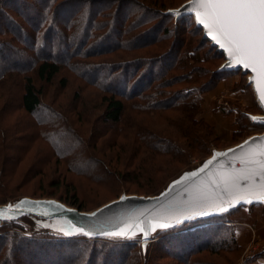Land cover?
<instances>
[{
    "label": "rangeland",
    "instance_id": "374dc122",
    "mask_svg": "<svg viewBox=\"0 0 264 264\" xmlns=\"http://www.w3.org/2000/svg\"><path fill=\"white\" fill-rule=\"evenodd\" d=\"M36 1L38 0H0V41L1 39L11 41L13 45L21 48V50L31 56L32 59L36 55L29 50L28 42L32 40V38L29 39L28 36H33L37 31L33 25L31 26L29 23L36 22V17L37 20L39 19L34 10H32L36 7ZM188 1L189 0H173L172 3L175 9H172L171 13L176 17L174 12ZM77 7L78 6L73 10V13H67L66 11L60 13L58 18H54L53 14L52 16L49 14V17L45 19L47 21L44 23L45 26L41 31L56 30V32H58L64 25L66 26V24H70L72 27V19L73 21L77 18L83 19L85 16L86 9L83 7L80 13H76ZM129 10V8H125L124 11L122 10L119 15L120 19L124 17ZM138 12L139 9L135 10L136 14L132 16V19L143 17V14ZM72 14L74 17L71 19ZM130 14L131 13H129V15ZM146 21L144 26L138 28L136 31H131L130 29L128 31L129 37L141 36L147 31L146 36L140 37L139 40L145 41L147 39L148 41V39L153 37L158 38L155 45H153V43L143 46L134 45V48H129L127 50L122 48L113 49L98 55H94L91 47L88 46L86 48V53H88L84 56L82 54V57L77 59L76 63H82L84 64L82 66L87 65L92 67L89 77L95 79L96 85L94 86L88 83L85 78L79 76L81 70H77L74 67H62L58 76L50 83L38 80L33 75V71H24L23 74L13 73L12 75H6L4 79L0 81V248L10 243L8 236L13 238L15 245L17 237H26L31 240L47 236V238L50 237L54 239H65L73 236L74 238L71 239L81 240L84 236L88 237L89 240L100 239L108 241L110 244H122L124 242L135 243L133 247L128 250H122L123 248L117 245L113 248L114 250L111 253L108 252L110 256L114 257L112 264L120 262L119 259H124L129 262L132 261L135 257L136 250H138L137 247H140L142 251L140 258L142 261H140L139 264H152V262H159L161 264H180L181 262L179 261L182 260L181 256H185V254L182 255L181 252L178 251V247L185 246L186 250L190 248V246L194 248L197 246L203 247L211 241L210 239L212 237L210 238V236L216 231L210 229L208 232L207 228L199 229L200 227L196 230L193 227L206 224H214L216 226V224L220 222L218 215L235 208V213L229 220L234 225V239L236 240V244L224 245L226 248L219 249V243L227 244L230 240L229 236L224 232H218L216 233L217 239L214 241V245L217 246V249L209 250L205 248L206 250L200 251L198 254L194 255L192 259H198L202 264H259L260 262L258 263V260L264 258V200L261 199L255 201L250 200L251 202H236L230 206L223 207L225 209L224 211L216 210L207 212V215L191 216L188 219H182V222L179 224L175 222L168 223L171 225L170 227L157 228L155 231L150 230L151 224L163 222L154 220L143 222L140 219H132L127 221L120 228L112 231H119L128 225H132L134 229L136 224H140L143 228L148 230L149 234L147 237L140 231H137L135 236L125 237L109 236L106 235V233L91 235L73 224L70 218L48 217L54 213L70 211L93 215L100 208L109 203L124 201L128 197L134 196L147 197L145 194L144 196L143 193L146 191L147 184H149L148 187H150V181L145 182L140 180L134 185L125 183L113 176L109 169L115 168V166H118L119 169L122 166L121 162H119L120 165H117L115 161L112 160L110 163L111 166L108 163L106 165L105 162H101V153H103L104 157L108 155L111 159L115 157H125L126 155H124L123 151L117 152L116 150V147L120 144V140L110 134L113 126L107 125V127H105L103 123L105 113V103L103 99L108 96L111 91L99 89L105 81H110L111 76L114 74L117 76L123 71L120 70L122 68L121 65H124L126 62L135 63L140 59L141 61L143 59L145 60L139 62L137 66H143L144 69H147L148 66L149 71L147 72L146 70V75L153 78L154 76L159 77L161 66L165 63L164 59L167 56H164L162 61H155L152 63V68L148 65L146 58L156 57L158 60L160 56L168 55V47L173 41L176 27L173 22L168 21L163 22V27L156 26L153 29H147L153 25H146L149 23V20ZM128 22V24H131V21ZM193 22L194 19L192 15L188 18H184L179 22L178 29L180 30L183 27L192 28L191 25H193ZM116 26L117 29L121 27L118 26V23ZM166 31H168V35L165 36L164 33ZM180 31H182V29ZM183 31L185 37L182 39H184V43L182 49L178 51L181 54L187 46L186 43L190 42L188 37L191 34L187 32V30ZM20 32H25L27 34H19ZM176 35L178 36V34ZM160 38L165 39L159 42ZM196 38L198 39L199 36H196L194 39ZM41 41L42 40H40L39 43ZM32 42L33 40L31 43ZM70 42H74V39ZM137 43L140 44V42H134L133 44ZM193 45L196 46L195 44ZM92 46L97 49L96 47H100L101 45L96 41ZM209 47L211 46L208 44L206 46L204 45L202 51H199V55H202L204 60L208 58L207 49ZM210 53L213 54L214 52L210 51ZM171 57H173V54ZM216 57L217 59H212L209 63L198 62L197 64L200 67L199 69L204 70L205 75L200 74L201 76L197 77H202L200 81H203V85L200 89L203 90V93L200 95L201 106L196 119H198L199 122L202 121L213 131L209 136V140H213L214 144L211 145V152L209 150L206 155H192L188 163L177 171V173L179 171L182 172H179V175L176 173L178 176L168 187L188 179L185 178L187 174L199 172V169L208 161L213 160L216 154L227 153L243 144L248 139L264 133V125L261 126L251 123V120H258L264 123V111L258 104L251 86L247 83L248 74H242L240 70H235V72H231L221 77V79H217V77L215 79H212V77L208 79V76H210V74L212 75V73L225 62L224 56H222V59L218 58V56ZM186 61L188 67H191L193 61H189L188 58ZM190 62L191 64H189ZM111 65L115 66L113 69L115 70L114 73L108 69ZM165 65L162 68H164ZM3 66L4 64L0 62V68ZM126 66H129L132 70V68L135 69L134 66H136V64H126ZM188 67L183 68L182 72L188 74L190 71ZM140 72L137 75L136 72H134L133 76H138ZM176 72L179 75L185 74L181 73V70ZM196 75L197 74L192 76L196 77ZM25 77H33V83L37 89L41 91V106L34 114L24 112L20 103L24 84L22 79ZM133 80L131 81L132 84L134 83ZM62 81L64 82L62 83ZM206 81L208 83H205ZM192 82V80L188 82L186 79H182L181 81L170 84V86H167L168 90L166 91L168 92L164 93L163 98H167L165 94L171 95L172 97V95L176 94L180 89L189 87V84H192ZM131 83L129 85H131ZM164 86L166 85H159L160 88ZM118 96L122 97L123 95H117V97ZM123 98L124 97L121 99L124 100ZM128 103L130 104V102ZM141 103L143 104V102ZM127 113L128 118L136 119V123H144L148 128H155L159 132L169 131L166 136L173 137L178 143L181 141L179 139L180 135L174 132L170 125V129L165 126L172 117H175L172 112L167 114V116L159 118L152 117L151 114L148 116L140 115L141 113L138 114L133 108ZM175 119L178 120V118ZM38 120H44V125H41V127L36 125ZM45 124H47L48 127L51 125L55 131L57 128L60 130L65 129V131H72L73 134H76L80 143L79 145H69V151L80 155L79 162L81 163L72 162L69 165V163L63 161V159H57L49 141L46 138H41V135L39 136L40 132L44 134V131H46L44 130ZM48 127H46V129ZM133 132L132 129L130 133ZM54 133L58 136V138H55L54 144L61 147V133L59 131ZM145 133L153 136V138L159 139L150 131H145ZM98 134L101 136L95 140L94 137ZM157 135H159V133ZM82 145H85L87 150H84V152L86 153H82L83 151L81 152V149H79ZM180 152H183L182 148H180ZM89 155L92 156L90 157ZM87 157L93 158L96 161H90ZM157 159H159V157ZM161 159L162 160H159L160 164L158 166L165 172L169 173V171L176 170L179 167L171 157H168V163H166L163 158ZM82 163H84V167L81 166ZM96 168L99 170H96ZM159 176L160 174L157 176V179ZM166 189L164 191H166ZM67 190L75 193L76 200L83 209L79 210L67 203ZM237 206L239 207L236 208ZM214 225L213 227L216 228ZM73 229H79L80 231H73ZM187 229H193L192 233L187 235L179 233ZM65 232H69L70 234L65 235ZM165 236H168V239H164L165 242H163V240L161 244L166 248L163 252L157 251L158 248L156 249V245H154L155 241ZM205 237L206 241L203 240ZM195 239L198 243L197 245L195 244ZM208 239L209 241H207ZM49 246L52 247L54 245ZM25 247V250L29 249L33 251L30 252V254L37 251L36 247L33 245H31V247ZM51 247H45V249L41 250L44 254L48 252L47 256L37 253L38 255L36 256H41V258L32 259V263L30 262V264H70L78 260L76 259L77 256H75L76 252L81 254V250L77 248L73 255H66L64 261H59V258L52 255V250L56 251V248ZM72 248L75 249L74 246ZM88 248L89 247H87L84 252H88ZM7 249L5 247V249L0 252L1 255L6 252L8 254L11 250V262L15 264H29L19 262L16 257V260H14L13 247L8 249V251ZM94 249L97 250L98 245H95ZM118 249L121 250L120 253L115 252L118 251ZM166 249H170V251ZM145 251H150L151 253L144 257L145 255L143 256V252ZM213 251L217 254H212ZM154 254L157 256L155 259ZM2 257H4V255H2ZM61 257H63L62 254ZM66 257H68V261H65ZM105 257L106 256H103V258ZM100 261L96 263L99 264ZM78 264H85V262L81 260ZM92 264H94V262Z\"/></svg>",
    "mask_w": 264,
    "mask_h": 264
},
{
    "label": "trees",
    "instance_id": "16d2710c",
    "mask_svg": "<svg viewBox=\"0 0 264 264\" xmlns=\"http://www.w3.org/2000/svg\"><path fill=\"white\" fill-rule=\"evenodd\" d=\"M172 1L173 0H38L36 1V7H34L32 10H34L36 16H38L39 19L37 20L36 17V22H29L30 25H33L37 31L33 34V36H28L29 39L32 38L33 40L32 43V40H29L28 42L30 48L29 50L36 56L32 59L31 56L23 52L21 48L13 45L9 40L1 39L0 41V62L4 64V66L0 68V81L3 80L6 75H12L13 73L23 74L24 71H33V75L38 80L50 83L58 76L62 67H74L77 70H81L79 76L85 78L88 83L94 86L96 85L95 79H91L89 77L91 72L90 69H92V67L87 65L82 66L84 64L76 63L77 59L82 57V54L84 56L88 53H86V48L88 46L91 47L94 55H98L113 49L116 50L122 48L127 50L129 48H134V45L143 46L152 43L155 45L158 41V38L153 37L148 39V41L147 39L145 41L139 40L140 37L146 36L147 31H145L143 35H138L133 38L132 36L129 37L128 31L130 29L131 31H136L138 28L144 26V24L147 22L146 20H149V23L146 25H153L152 27L147 26V29H153L156 26L163 27V22L168 21L175 24L176 33H174L173 41L168 47V55H162L158 60L156 57L146 58L148 65H150V68H152V63L155 61H162L164 56H167L164 59L165 63L161 66L159 77L154 76L153 78L149 75H146V70L147 72L149 71L148 66L147 69H144L143 66H137L139 62L145 60L143 59L141 61L140 59L135 63L126 62L124 65H121L122 68L120 70L123 71L121 73L118 72L119 74L117 76L115 74L111 76L110 81H105V83L101 85L102 88H99L101 90L103 89V91H111L110 94L103 99L105 103L103 123L105 127H107V125L113 126L112 128L114 130L111 129L110 134L116 139L120 140V144L116 147V150L117 152L123 151L124 155H126L125 157H115L111 159L108 155H105L104 157L103 153H101V162H105L106 165L107 163L110 165L112 160L115 161V164L117 165H120L119 162H121L122 166L119 169L118 166L109 169L111 170L113 176L117 177L120 181H124L125 183L134 185L140 180L145 182L150 181V187H148L149 184H147L146 191L143 193V195L145 194L147 197L160 195L182 172L179 171L180 173H177V171L181 169L182 166L188 163L192 155H206V153H208L212 147L211 145L214 144L213 140H209V136L213 131L210 130L208 126L202 121L199 122L198 119H196L201 106L200 95L203 93V90L200 89V87L203 85V81H200L202 77H197H200V74L205 75L204 70L199 69L200 67L197 64L198 62L209 63L210 60L217 59L216 56L222 59L223 54L218 52L216 48L212 46L206 38L203 37V34H201V28H199L195 22H193V25H191L192 28L183 27L181 28L182 31H180L181 29H178L179 22L191 15L183 14L175 17L171 13L172 9H175ZM76 6H78L76 13H80L81 10H83L81 8L83 7L86 9V12L83 19L77 18L74 21L72 19L74 17L72 14V27L70 24H66V26L64 25L58 32H56V30H48L45 32L41 31V29L45 26L44 23L47 21L45 19L46 17H49V14L51 16L53 14L54 18H58V15L64 11L67 13H73V10L76 8ZM125 8H129L130 10L124 17L120 19L119 15L121 14L122 10L124 11ZM138 9V13L143 14V17L132 19V16L136 14L135 10ZM129 13L131 14L129 15ZM128 21H131V24H128ZM117 23L118 26H121L122 28L120 27L117 29ZM183 30H187V32H190L191 34L188 37L190 42L186 43L187 46L181 54L178 51L182 49V45L184 43V39H182L185 37L183 35ZM19 34L27 33L20 32ZM164 34L165 36L168 35V31H166ZM176 34H178V36ZM196 36H199V38L194 39ZM72 39H74V42H70ZM163 39L165 38H160L159 42L163 41ZM40 40L42 41L39 43ZM96 41H98V43L101 45L100 47H96L97 49L92 46L96 43ZM134 42H140V44H133ZM207 44L211 47L207 49L208 58L204 60L202 55H199V51H202L204 45L206 46ZM210 51L214 53L212 54ZM172 54L173 57H171ZM187 58L189 61H193V64L195 65L192 64L191 67H188V60L186 61ZM126 64H136V66H134L135 69L132 68L131 70L129 66H126ZM189 64H191V62ZM164 65L165 67L162 68ZM114 67V65H111L110 68L108 67V69L114 73ZM186 67L190 68L188 74L182 72V69ZM179 70H181V73L185 74L179 75L176 72ZM134 72H136V75L139 72L140 74L138 76H133ZM231 72H235V70H224L221 69L220 66L212 73V75L210 74V76H208V79H211V77L212 79H215L216 77L217 79H221V77H224ZM195 74H197L196 77L192 76ZM32 78L25 77L22 79L24 84L20 103L23 111L28 114H34L41 106V91L37 89ZM182 79H186L188 82L192 80L193 82L192 84H189V87L182 88L177 91V93L172 95V97L171 95L165 94L167 98H163L164 93L168 92L166 91L168 90L167 86H170V84H173L174 82L181 81ZM132 80L134 81L133 84L131 83ZM63 82L64 81H62V83ZM130 83L131 85H129ZM205 83L208 82L206 81ZM158 84L166 86L160 88ZM117 95H123L122 97H124V100H122V97L120 96H118V98ZM126 101L130 102V104ZM141 102H143V104ZM131 108L138 112V114L141 113L140 115L148 116L151 114L152 117L156 118L167 116V114L172 112L175 117H172L165 126L166 128L170 129V125L172 130L180 135L179 139L181 141L178 143L173 137L166 136L168 135L167 133L169 131L159 132L155 128V130L153 128H148L144 123H136L135 118H128L127 112ZM175 118H178V120ZM251 123L261 126L264 125V123H261L258 120H251ZM36 125L41 127V125H44V120H38ZM46 127H48L47 124H45L44 129L46 131H44V134H41L40 132L39 136L41 135V138H46L49 141L53 148L54 154L57 156V159H63V161H66L69 163V165L72 162L81 163L79 162L80 155L71 153L72 151H69V145H79L80 143V140H78L76 134H73L72 131H65V129L60 130L57 128L55 131L51 125L47 129ZM132 129L134 132L130 133ZM57 131L61 133V147H58L54 144L55 138H58L54 132ZM145 131H150L159 139L153 138V136L145 133ZM158 133L159 135H157ZM100 136L101 135L99 134L96 135L94 137L95 140L100 138ZM180 148H182L183 152H180ZM79 149H81V152L83 151L82 153H86L84 152V150H87L85 145H82ZM89 156L91 157L92 155ZM90 157H87L90 161H96ZM158 157L159 159H157ZM168 157H171L176 162V165L179 166H177L178 168L176 170L169 171V173L163 171L158 166L160 164L159 160H162L161 158H163V160L168 163ZM83 164L84 163H82L81 166H83ZM97 169L98 168H96V170ZM159 174L160 176L157 179ZM67 193V203L79 210L83 209V207L78 204L75 193H72V191L69 190H67ZM238 207L239 206L236 208ZM234 213L235 208L218 215L220 222L217 223L216 226L214 224H206L203 226L200 225L193 227L196 230L200 227L199 229L207 228L208 232L210 229L216 231L210 236V238L212 237L211 239L209 238L211 241L203 247L197 246L194 248L193 246H190V248L187 250L185 246L178 247V251H180L182 255L185 254V256H181L182 260L179 261L181 262L180 264H202L198 259H192V257L198 254L200 251L206 250L205 248H208L209 250L217 249V246L214 245V241L217 239L216 233L218 232H224L229 236L230 240V242H227V244L219 243V249L226 248L224 245L236 244V240L234 239V225L229 220ZM213 225L216 228H214ZM192 231L193 229H187L179 233L187 235L192 233ZM168 236L162 237L155 241L154 245H156V249L158 248L157 251L163 252V250L166 248L163 247V244L161 243L164 239H168ZM47 237L38 239L34 238L31 240L27 239L26 237H17L15 245L13 238L8 236L10 243L1 247L0 251L2 252L5 247L6 249H11L13 247L14 260L17 258L21 263L30 264V262L32 263V259L41 258V256H36L38 255L37 253L47 256L48 252L44 254L41 250L45 249V247H51L49 245H54L51 248H56V251L52 250V255L59 258V261H64V257L66 255H73L75 250L79 248L78 250H81V254L78 252L75 253V256H77L76 259L78 260L73 261V263L70 264H78V262L81 260L84 261L85 264H92L93 262L95 264L100 260L101 261L99 264H112L114 257L110 256L108 252L111 253L114 250L113 248H115L117 245H120L121 248H123L122 250H128L135 244L132 242L110 244V242L105 240H89L88 237L84 236L81 238V240L71 239L74 238L73 236L70 238L67 237L65 239H54ZM209 239L207 241H209ZM203 240L206 241V237ZM194 241L197 245L198 243L196 239ZM163 242H165V240ZM31 245L35 246L37 250L33 254H30V252L33 251L24 249L26 248L25 246L31 247ZM95 245H98L97 250L94 249ZM73 246L75 249L72 248ZM87 247H89L88 252H84ZM137 249L138 250H136L135 257L132 261L129 262L124 259H119L120 262L115 264H139L140 261H142V259L140 260L142 251L140 247H137ZM166 250L170 251V249ZM150 251L143 252V256L145 255L144 257H146L147 254L149 255V253H151ZM1 252L0 264H15L10 260V253H12L11 250L8 254L7 252L2 254L4 257H2ZM115 252L120 253L121 250L118 249V251ZM61 254L63 257H61ZM212 254L216 255L217 253L213 251ZM103 256L106 257L103 258ZM156 257L157 256L154 254V259ZM68 260V257H66L65 261ZM152 264L161 263L152 262Z\"/></svg>",
    "mask_w": 264,
    "mask_h": 264
},
{
    "label": "snow or ice",
    "instance_id": "6c2138e0",
    "mask_svg": "<svg viewBox=\"0 0 264 264\" xmlns=\"http://www.w3.org/2000/svg\"><path fill=\"white\" fill-rule=\"evenodd\" d=\"M192 10L197 23L203 25L212 40L227 54L229 65L243 66L251 70L259 98L264 102V0H192ZM240 148L241 152L234 158L233 163L239 160L242 167L239 170L233 167L231 171H218L215 173L216 178L210 175L208 183L194 186L190 192V203L194 207H218V201L225 195L236 201L251 202L249 197L264 200V141L256 148L249 147L245 150L243 145ZM220 155L227 153L216 154L213 160L199 169V172L187 174L185 178H194L199 173L205 172ZM257 177L260 181L259 192L254 190L257 187ZM241 182H247L243 188ZM219 210L225 209L219 208ZM207 214V212H192L174 219L175 223L179 224L182 219H188L190 216ZM170 226L168 223H154L151 224L150 230L155 231L157 228ZM73 231L80 230L73 229ZM137 231L143 232L145 237L149 234L148 230L136 224L134 229L132 225H128L106 235L135 236Z\"/></svg>",
    "mask_w": 264,
    "mask_h": 264
},
{
    "label": "water",
    "instance_id": "95a60500",
    "mask_svg": "<svg viewBox=\"0 0 264 264\" xmlns=\"http://www.w3.org/2000/svg\"><path fill=\"white\" fill-rule=\"evenodd\" d=\"M174 13L176 17L183 14L192 15L195 24L201 28L203 37L206 38L218 52L223 54L225 62L221 66V69L240 70L242 74H248L247 83L251 86L258 104L264 111V102L260 100L259 94L257 92V84L253 81L254 74L250 69H245L243 66L229 65L228 57L224 50L212 40L211 36L208 35L207 30L203 27V25L197 23L195 13L192 10V0L186 2ZM262 141H264V133L262 135L254 136L248 139L243 144L232 149L234 151H228L227 155L217 157L213 163L209 165L205 172L199 173L197 177L188 178L182 182L169 186L166 191L158 196L128 197L124 201H115L103 206L93 215H86L77 211H70L54 213L48 217L70 218L73 224L83 229L86 233L91 235H100L103 233L112 232L132 219H140L143 222H146L147 220H154L163 223H174V217H183L185 214H190L192 212H212L219 210V208L230 206L236 202H243L244 200L236 201L225 195L222 200L218 201V207H194L190 203V192L194 186H202V184L208 183L210 175L213 178H216L215 173L218 171H231L233 167L239 170L242 165L239 163V160H235V163H233V160L236 156H239L241 152L240 146L243 145L245 150H247L249 147L256 148L260 146ZM246 142L249 143L246 144ZM221 165H223L222 169ZM259 182V177H257V187L254 189L257 192H259ZM246 183L247 182H241V188H243ZM248 199L252 201L257 200L255 197H249Z\"/></svg>",
    "mask_w": 264,
    "mask_h": 264
},
{
    "label": "crops",
    "instance_id": "0c3cea01",
    "mask_svg": "<svg viewBox=\"0 0 264 264\" xmlns=\"http://www.w3.org/2000/svg\"><path fill=\"white\" fill-rule=\"evenodd\" d=\"M259 260H260V261H259ZM259 260H258V263L260 262V263L264 264V258L259 259ZM260 263H259V264H260Z\"/></svg>",
    "mask_w": 264,
    "mask_h": 264
},
{
    "label": "built area",
    "instance_id": "2783aa9c",
    "mask_svg": "<svg viewBox=\"0 0 264 264\" xmlns=\"http://www.w3.org/2000/svg\"><path fill=\"white\" fill-rule=\"evenodd\" d=\"M0 225H1V221H0Z\"/></svg>",
    "mask_w": 264,
    "mask_h": 264
}]
</instances>
